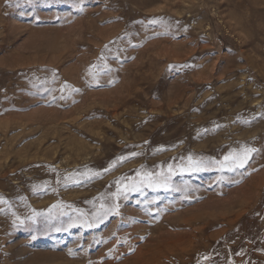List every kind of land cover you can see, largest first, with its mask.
Listing matches in <instances>:
<instances>
[{
	"label": "rangeland",
	"instance_id": "374dc122",
	"mask_svg": "<svg viewBox=\"0 0 264 264\" xmlns=\"http://www.w3.org/2000/svg\"><path fill=\"white\" fill-rule=\"evenodd\" d=\"M0 264H264V0H0Z\"/></svg>",
	"mask_w": 264,
	"mask_h": 264
},
{
	"label": "snow or ice",
	"instance_id": "6c2138e0",
	"mask_svg": "<svg viewBox=\"0 0 264 264\" xmlns=\"http://www.w3.org/2000/svg\"><path fill=\"white\" fill-rule=\"evenodd\" d=\"M256 149L253 148H242L240 153L237 154H229V156H226L224 159L225 161H231V165L229 166L228 170L231 171L233 167H239L242 168L244 165L248 162V160L251 157V154L255 152ZM133 155H136V153H133ZM189 160L191 162V157H189ZM196 170V169H194ZM149 185L151 186V181L149 182ZM159 187L160 185H156ZM128 191H137L138 189L135 187H132L130 189H127ZM118 208V206H116ZM109 212L114 211V209H109ZM107 214V213H105ZM92 226V225H89Z\"/></svg>",
	"mask_w": 264,
	"mask_h": 264
}]
</instances>
